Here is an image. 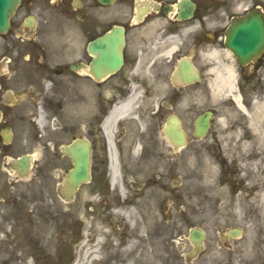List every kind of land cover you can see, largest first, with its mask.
Listing matches in <instances>:
<instances>
[{"label": "flooded vegetation", "instance_id": "flooded-vegetation-1", "mask_svg": "<svg viewBox=\"0 0 264 264\" xmlns=\"http://www.w3.org/2000/svg\"><path fill=\"white\" fill-rule=\"evenodd\" d=\"M256 120L264 135V0H21L0 35V264H81L102 238L106 264L155 263L208 199L206 155L235 199V264H264V163L224 158Z\"/></svg>", "mask_w": 264, "mask_h": 264}, {"label": "rangeland", "instance_id": "rangeland-1", "mask_svg": "<svg viewBox=\"0 0 264 264\" xmlns=\"http://www.w3.org/2000/svg\"><path fill=\"white\" fill-rule=\"evenodd\" d=\"M262 125L263 122L258 121L255 125ZM255 135L246 142H241L235 146V154L226 155L229 160L235 158V163L238 162H254L264 163V135L263 130L256 127ZM245 141V140H243ZM206 171L202 170V175L207 182L208 199L203 202L193 200V213L189 219L191 227L196 226L205 232L204 249L200 255L194 260L187 262L184 258L189 252L187 241L184 240L186 235V226L181 227L182 220L175 218L176 227L174 232L166 237V247L160 245L158 253V261L150 264H235V238L223 241L221 236L228 230L235 228V199H232L227 192V189H216L214 185L218 177V169L214 163L203 162ZM199 166L198 161L193 157L191 160V173L193 178H197L193 167ZM252 167L246 168L245 172H253ZM192 186L200 188L194 180ZM217 199L214 205L213 201ZM203 209L198 210L197 207ZM133 219V218H131ZM187 218L185 222H187ZM128 223L131 221L127 220ZM174 240V242H172ZM161 244V243H160ZM180 244V245H179ZM127 256L130 253L123 251ZM106 256L105 250L100 253L98 251L96 264H103L101 258ZM92 257V256H90ZM153 253L143 249L141 254L142 264H148L147 260L153 259ZM172 260V262H170ZM125 261L123 264H126ZM26 264V263H19ZM31 264H34L33 262ZM39 264V263H36ZM84 264H89L87 261Z\"/></svg>", "mask_w": 264, "mask_h": 264}, {"label": "water", "instance_id": "water-1", "mask_svg": "<svg viewBox=\"0 0 264 264\" xmlns=\"http://www.w3.org/2000/svg\"><path fill=\"white\" fill-rule=\"evenodd\" d=\"M101 1L105 2L106 0H101ZM110 1L111 0H108L107 2H110ZM17 3H18V0H0V33L6 31V28L8 26V18L12 14V12L14 11ZM228 44L231 47L233 46V42L231 39L228 40ZM248 50H251V49H248ZM77 168H78V170L74 174V182L76 184L78 183V181H81L82 179L86 178V172H87L84 164L81 165V163H80V166ZM191 237H192L193 241H196V243H199V241L202 238V233L199 231L193 230L191 233Z\"/></svg>", "mask_w": 264, "mask_h": 264}, {"label": "bare ground", "instance_id": "bare-ground-1", "mask_svg": "<svg viewBox=\"0 0 264 264\" xmlns=\"http://www.w3.org/2000/svg\"><path fill=\"white\" fill-rule=\"evenodd\" d=\"M226 72H227V78L224 80L225 82L228 81L230 82L231 81V74H230V68H227L226 69ZM87 251V250H86Z\"/></svg>", "mask_w": 264, "mask_h": 264}]
</instances>
